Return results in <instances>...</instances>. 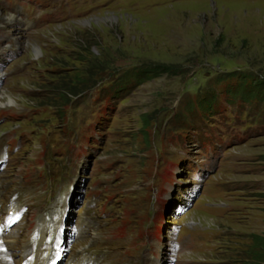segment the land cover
Returning <instances> with one entry per match:
<instances>
[{"label": "rangeland", "instance_id": "obj_1", "mask_svg": "<svg viewBox=\"0 0 264 264\" xmlns=\"http://www.w3.org/2000/svg\"><path fill=\"white\" fill-rule=\"evenodd\" d=\"M45 1L61 20L34 31L8 23L0 5V106L13 115L0 136L27 138L0 172V203L30 195L41 178L58 199L69 171L60 151L77 144L88 153L84 174L93 161L111 167L80 173L67 226L84 217L89 228L66 232L61 254L114 235L130 253L152 243L159 264H264L252 245L264 235V100L231 102L225 92L237 73H252L264 93V0ZM220 115L231 117L228 144L207 158L192 128L221 137ZM106 193L113 214L98 216ZM32 203L38 212L48 201ZM23 229L2 236L18 238L13 264Z\"/></svg>", "mask_w": 264, "mask_h": 264}, {"label": "trees", "instance_id": "obj_2", "mask_svg": "<svg viewBox=\"0 0 264 264\" xmlns=\"http://www.w3.org/2000/svg\"><path fill=\"white\" fill-rule=\"evenodd\" d=\"M259 78V75H255L252 73H237L234 76L233 82H229L228 87H226L225 89L226 96H230L232 99L239 98L244 102H263L264 99L260 95H263L264 93H262L263 91H259L257 88V86L259 85ZM124 84L126 85L127 83ZM258 91L261 92L260 95ZM214 101L215 98L213 96H210V98L206 99V101L204 102L206 106L200 104V108L203 111H207L208 108L214 104ZM252 245H254V248H256L257 250H261L262 254H264V235H254L252 238ZM260 261L263 260L260 259L259 262Z\"/></svg>", "mask_w": 264, "mask_h": 264}, {"label": "bare ground", "instance_id": "obj_3", "mask_svg": "<svg viewBox=\"0 0 264 264\" xmlns=\"http://www.w3.org/2000/svg\"><path fill=\"white\" fill-rule=\"evenodd\" d=\"M6 21L8 23H10L12 26L16 27V29H18L17 23L19 22V20L16 16L7 13ZM24 44L29 45V46L32 45V48H34L37 51V46L34 43L25 42ZM11 100H9V101H11ZM64 232L66 233L67 231H65V229H64ZM6 235H9V233L0 231V264H13V262L11 261V258H10L11 254H9L8 250L16 249L15 242L18 241V238L6 237V238L2 239V236H6ZM79 240H83V239L81 238V239H78L77 241L79 242ZM7 242H9L8 243V244H10L9 246H6ZM79 244H81V243H79ZM76 246H78V244ZM83 248L84 247H81L78 251H81ZM23 251H24V249H20V247H19V254L20 255H22Z\"/></svg>", "mask_w": 264, "mask_h": 264}]
</instances>
